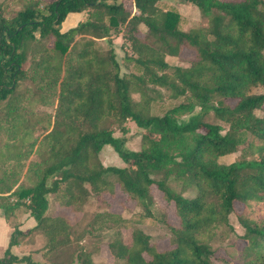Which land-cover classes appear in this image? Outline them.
I'll use <instances>...</instances> for the list:
<instances>
[{
  "label": "trees",
  "instance_id": "1",
  "mask_svg": "<svg viewBox=\"0 0 264 264\" xmlns=\"http://www.w3.org/2000/svg\"><path fill=\"white\" fill-rule=\"evenodd\" d=\"M162 1L22 0L8 16L0 0V208L10 220L24 206L36 221L25 230L13 224L0 264H110L84 246L105 229L116 230L107 243L112 264H223L212 241L235 211L244 233L225 262L264 264V0H186L204 17L188 29ZM76 12L86 16L63 30ZM167 56L181 63L171 66ZM155 88L179 102L153 113ZM128 120L143 128L140 149L114 134ZM106 144L123 166L104 165ZM237 152L239 160L220 161ZM117 186L146 214L154 186L173 203L172 247L159 249L140 228L125 239L129 206L91 208L109 203ZM88 211L80 227L77 214ZM22 244L23 254L12 251Z\"/></svg>",
  "mask_w": 264,
  "mask_h": 264
},
{
  "label": "rangeland",
  "instance_id": "2",
  "mask_svg": "<svg viewBox=\"0 0 264 264\" xmlns=\"http://www.w3.org/2000/svg\"><path fill=\"white\" fill-rule=\"evenodd\" d=\"M2 1V0H1ZM22 0H5V11L4 13L8 16H13L20 8H22ZM126 3L131 5V0H125ZM161 5L165 8H175L180 12L181 15V27L188 29L190 27H196L203 23L204 17L202 14V11L199 7H197L194 4H191L190 2L186 0H163L161 2ZM76 14H69V17L66 18V20L63 22L60 27L65 30L76 23ZM82 17H85L86 14L83 13L80 15ZM115 51L117 54V58L120 61V63L123 65L122 71L124 72L125 69V62H124V55L125 50L122 44V39L117 37L115 39ZM183 56L187 58H191L193 56V53L189 50H185L183 52ZM166 60L168 61L171 66H175L178 63H181L178 57L176 56H167ZM185 65H188L187 62L184 63ZM263 88L258 86L254 87L252 89L253 92H259L262 91ZM153 95L156 99V101L152 105V112L155 114H162L164 113L168 108L176 105L179 100H169L166 99L168 97V91L163 88H155V91L153 92ZM159 98L166 99V100H159ZM220 98V97H218ZM223 99V98H221ZM224 102H227L231 105L235 104L236 99L234 98H224ZM217 101V98L214 100V102ZM199 108H196V111H198ZM39 110H46L48 112H51L53 109L52 107L48 106H40ZM259 114H261V111H257ZM189 115L185 112H182L178 117L179 118H186ZM207 119L212 122H217L221 124L224 129L226 130L228 128V124L220 119H217L212 113L208 114ZM126 132H123L119 127H116L114 129V134L117 137H125L126 140V146L131 149H140L141 148V135L143 132V128L138 126L134 121L128 120L126 122ZM225 132V131H223ZM100 157L106 166H123L125 164L124 160L118 155V153L115 151V149L110 145L106 144L104 145L103 149L100 152ZM242 157L241 152L233 153L227 157L220 158L221 162H232L234 160H239ZM113 177V176H112ZM169 184L176 189L177 191L180 190L181 187V181L176 180L174 178H171L169 181ZM153 191L155 194L154 203L152 206H150L149 214L145 213V210L141 204L138 205L134 204L133 200H131L130 194L124 192L122 188L117 186L116 189V196L114 197H108L109 203H105L103 201H100L99 204L93 205L91 208H95L97 210H105L107 208H110L112 210L116 211H122L125 206H129V211H125V214L127 216V230H123L122 236L125 239H128L131 234V230L134 228H140L147 234L151 236L153 241L157 242V246L159 249H167L173 246L174 244V236L172 231L170 230L169 224H175L178 223V217L175 215L173 210V203L167 202L163 197L162 193L157 189L156 186L153 187ZM187 196H194L195 191L190 190L185 192ZM13 201H15V198H12ZM55 202H53L52 198H50V209L55 208ZM19 209H22L21 214L19 215V219L22 217H25L28 213L26 212V209L24 206H20ZM56 209V208H55ZM241 206L240 204H236V210H240ZM59 211V210H56ZM61 212L64 211L66 213L65 209H61ZM68 212V210H67ZM92 212L88 211L85 213H78L77 218L79 222L80 227H85L88 221L92 217ZM18 220V217L13 218L11 220L12 224H14ZM114 229H105L99 232L96 238L87 236L86 240H84V246L88 249L95 250L94 258L96 261L100 262H108L112 264V256L108 250L107 243L114 238L115 236ZM217 236L212 241V243L215 246H219L218 254L220 256V259H218V262H221L223 264H227L225 262V258L227 257L226 251H234V245L235 243L239 242V236L240 234L244 233V228L239 223L236 211L232 212L229 215V224L226 226H221L216 228ZM98 243L102 244L98 246ZM27 249V248H26ZM25 250H23L24 252Z\"/></svg>",
  "mask_w": 264,
  "mask_h": 264
},
{
  "label": "crops",
  "instance_id": "3",
  "mask_svg": "<svg viewBox=\"0 0 264 264\" xmlns=\"http://www.w3.org/2000/svg\"><path fill=\"white\" fill-rule=\"evenodd\" d=\"M70 14H76L77 16H75L76 18V23L83 19L84 17L80 16L82 15L83 13H70ZM69 17V15H68ZM75 23V24H76ZM120 38V37H119ZM121 39V38H120ZM11 220L13 219H10V220H7L3 214V211L2 209L0 208V257H2L4 254H5V250L8 246V243H9V240H10V237H11V233H12V230H13V224L11 222ZM21 222L20 224V228L25 230L29 227H32L33 225H35L36 221L34 220L33 217L29 216V214L25 215V217H22L21 219H19V216H18V220H16V222ZM27 248V246H23L22 245H14L12 247V251L16 254H23V250H25ZM34 257L35 259L37 260H41V256L39 253H35L34 254ZM18 264H26V263H18Z\"/></svg>",
  "mask_w": 264,
  "mask_h": 264
}]
</instances>
